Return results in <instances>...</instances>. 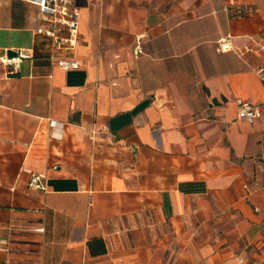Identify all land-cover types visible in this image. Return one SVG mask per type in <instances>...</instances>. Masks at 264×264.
I'll use <instances>...</instances> for the list:
<instances>
[{
    "label": "crops",
    "instance_id": "obj_1",
    "mask_svg": "<svg viewBox=\"0 0 264 264\" xmlns=\"http://www.w3.org/2000/svg\"><path fill=\"white\" fill-rule=\"evenodd\" d=\"M228 1L73 0L63 71L39 7L0 0V264H264V0Z\"/></svg>",
    "mask_w": 264,
    "mask_h": 264
},
{
    "label": "built area",
    "instance_id": "obj_2",
    "mask_svg": "<svg viewBox=\"0 0 264 264\" xmlns=\"http://www.w3.org/2000/svg\"><path fill=\"white\" fill-rule=\"evenodd\" d=\"M32 5H37L40 10V20L42 26L37 30L39 35L45 36L51 41V53L49 57L50 63L54 67H58L63 71L78 70L82 63L69 57V54L75 51L79 42V25H80V12L73 4V0H27ZM224 12L241 18L255 13V9L251 4L242 3L238 5L235 0H229L224 7ZM232 37L228 35L226 38L221 39L218 51L223 54L233 52L241 59L244 55L251 53L252 49L249 45L239 49L231 42ZM259 42V41H257ZM264 50V47H263ZM140 47L137 48L136 54L141 53ZM25 55L21 54L19 57L7 60V64L13 67V74L18 73L21 68V63ZM257 75L261 80L264 89V65L255 69ZM263 106L261 104L255 105L250 102L244 101L241 103L238 110V116L241 120H247L253 123L261 117ZM263 160L264 169V156ZM43 175H31L30 187L35 190H46Z\"/></svg>",
    "mask_w": 264,
    "mask_h": 264
}]
</instances>
